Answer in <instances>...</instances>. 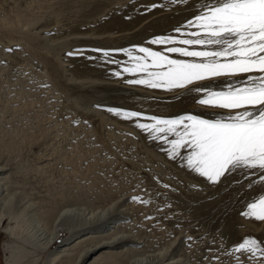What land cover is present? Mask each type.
I'll return each instance as SVG.
<instances>
[{
  "label": "rangeland",
  "instance_id": "obj_1",
  "mask_svg": "<svg viewBox=\"0 0 264 264\" xmlns=\"http://www.w3.org/2000/svg\"><path fill=\"white\" fill-rule=\"evenodd\" d=\"M21 1L20 8L35 11L36 17L39 15L42 19L38 16L36 24H33L35 20L32 21V26H29L27 21L22 20L24 26L21 21L15 23V21L10 20L6 10L4 12V9H0V21H2L0 22V34L12 35L11 30L17 29L22 33L24 32L23 34L27 33V36L28 33L32 34L35 38L34 41L36 40L33 47L31 43V48H29L31 51L26 49L24 45L21 47L19 42L11 41L7 44L0 42V57L5 51L8 53L7 50L14 48L15 50L18 49L23 60L19 61L23 65L22 68L19 67L20 69L15 65L11 69L8 66L4 68L1 65L2 61H0V87L2 88H0V136L8 137V133L15 131L22 136L19 139L16 136L10 142V148L15 149L13 154L15 157L12 161L17 165L15 169L21 166V173L30 178L35 173H29L30 169L38 168L39 163L37 162H48L46 169H44L46 171L41 173V177H39L40 174L36 173L37 176H33L38 182H43L45 179L47 192L53 195H57L59 192L61 194L68 193L72 197L74 195V199L83 202L87 199L88 203L95 201L93 194L99 196L100 199L109 196L110 193L113 194L111 196L121 194L130 195L133 197L132 199L138 198L140 202L136 201L135 204L140 205L133 206L137 209L133 211V218L130 217L126 221H120L118 218L116 221H119L120 224L131 222L129 225L133 227L139 237H142V240L144 239L142 248H140L141 251L148 252L161 248L171 241L174 242L173 246H175L179 243L178 238L183 235V242L177 247L176 252L179 255L182 254L181 261H185L186 264H259L261 259L259 252L255 257L251 256L250 253L236 252L234 255L230 254L234 246L242 243L245 238L254 239L264 248V221L255 220L253 225L242 223L246 218L242 213L246 212L247 204L255 200L261 192H264V185L258 182L259 174L252 175L244 171H236L228 174L217 184L210 185V182L200 184L201 182L193 179L192 176L188 177L191 172L185 167L183 168L186 164L183 156L173 159L165 153L170 149L168 145L171 144L173 136L161 134L159 139L152 143L150 141L153 139L148 141V138L143 134L141 135L137 129L126 130V128L119 127L112 123L109 117L112 112L117 114L136 112L141 113L138 118H147L146 120H153L151 119L153 117L170 120L189 114L203 119H219L227 114L226 111L201 105L198 101L201 98H206V96L195 89L206 87L209 91L226 90V84L239 85L244 77H218L194 81L192 85L186 88L174 90L173 94L169 92V95L162 96L161 94L160 96L159 92H152L146 88L143 90V87L132 85L127 82L126 78L122 77L118 79L77 77L68 70V68L70 69L69 64L65 63L63 59L67 51L72 53L77 48L80 51L84 49V51H108L116 54L129 51L130 48L132 50L143 47L150 51L153 50V52L158 51V53L169 58V53H166L168 47L207 50L200 46H187L178 42L182 38L191 39V33L194 31L202 34V30L194 25L192 27L186 25L198 14L199 10L203 9L206 0H191L187 6L178 12L171 8H166L161 12L157 11L147 20L145 18L146 21L141 20L140 23H137L138 26L136 24L135 28H131L130 31L128 29L123 31V34H108V37H103L99 33L96 35L95 31L92 30H89V33L87 31L81 34L80 32H73L72 28L76 20L86 24L95 17L88 13H92L93 8L79 11L80 13L78 12L79 14L76 15L72 8H67L61 12L56 7H48L49 9L46 8L45 12L44 9L37 12L38 1L40 2V0ZM149 1L152 0H113L111 3L104 0L101 4L104 2L110 4L104 9L105 4L100 5L102 9L100 6L96 8L98 9L97 16L107 18L109 16L106 17L105 14L108 15L110 11L112 13L109 15L113 12L123 11L124 8L146 6ZM166 1L168 0H162L164 4ZM87 15L89 16L87 17ZM163 17L171 18V24L168 23L169 21L162 23L160 20ZM85 18L92 19L86 20ZM142 21L143 23H141ZM1 24L5 26H1ZM177 28L181 32H176ZM172 36L176 38V41L170 40L171 42L168 41L167 44H153L157 40L165 41ZM117 37L118 39H116ZM60 47L61 49H59ZM51 49L61 51L55 52L59 59L55 56L56 58L53 60L47 61L39 57L43 52L46 53L47 50ZM36 51L37 56H34ZM6 52L5 54H7ZM171 55L174 58H183L179 53L176 55L172 53ZM184 59L193 62L200 61V58L184 57ZM55 65L59 71H56ZM34 69H36V73H39V80L33 77L32 71ZM39 86L45 87L40 88ZM5 88L6 90H3ZM5 91L7 92L4 94ZM180 92L181 94L188 92L189 98L178 100V96L181 95ZM3 95L4 97H2ZM168 97L170 100H176L175 103L177 104L180 101H186V99V103L194 102L181 107L179 105L174 107L173 101H171L172 103L167 102L170 105L168 111L164 109L150 110V114L148 113L149 109L144 110L138 106L139 98L140 101L147 99L169 101ZM127 101L131 105L126 103ZM23 120L28 124L26 125ZM167 127V125H162L164 129ZM159 147L169 149L166 151L162 149L165 152L160 151V154L156 151ZM182 151V149L179 150V152ZM167 159L170 161L168 162ZM151 186L157 189H153L157 193H152ZM172 188L173 190H171ZM149 194L152 196L150 197ZM168 197H171V200ZM109 199L103 200L104 206L109 204ZM183 199L185 200L182 201ZM66 235L67 232L60 231L56 241L49 247L50 251L54 250L57 243ZM12 241L13 239H5V236L0 232V264H3L5 253L3 246L8 242L12 243ZM44 252L41 253V258L45 257L46 252ZM237 256L239 261L235 258Z\"/></svg>",
  "mask_w": 264,
  "mask_h": 264
},
{
  "label": "bare ground",
  "instance_id": "obj_2",
  "mask_svg": "<svg viewBox=\"0 0 264 264\" xmlns=\"http://www.w3.org/2000/svg\"><path fill=\"white\" fill-rule=\"evenodd\" d=\"M20 1L21 0H0V7H1L0 9H4L3 10L4 12L6 10V13L8 14L10 20L15 21V23L16 22L19 23V21H21L22 24H24L23 21H27L29 26L36 24V18L39 15L36 17L35 14L37 13L35 11L32 12V10L31 11L25 10L24 7H23L24 9L20 8V4L22 2ZM103 1L104 0H40V2L38 1L39 8L37 12H39L40 10L42 11V9H44V12H45L46 8L48 7H56L57 10L61 12L65 11V9L67 8H72L76 15L79 11L82 12L83 10L86 11V10H91L93 8L92 13L91 12H88V13L92 14L95 17L93 19L87 18V19H92V20H89V23H86V24L82 23V21L78 22L77 20L76 21L74 20L76 23L74 27L72 28V30L75 33L80 32V34L84 32L86 33L87 31H88L87 33H89V30H92L93 32L95 31L96 35L99 33V35H103L104 37V36H107L108 34H111V35L115 33L123 34V31H127L128 29H129L128 31H130V29L133 27L135 28V25L137 23H140L141 20H145V18L147 20L148 17H150L157 11L161 12L165 10L166 8L168 9L171 8L172 10L175 9L178 12L181 8L187 6L188 5L187 3L191 0H183V2H180V0H168L165 2V4L164 2H162V0L161 1L152 0L151 2L149 1V4L146 6L133 8L130 5L132 8H127V9L124 8L123 11H117L118 10L117 9L116 10L117 12L115 13L113 12V14L109 15L110 13H112L110 11L108 15L105 14L106 17L107 16L109 17L107 18L103 17L104 19L101 17H98L99 15L97 16L98 9L96 8H98L100 5L103 6L105 2L111 3V1L113 2V0L111 1L105 0L104 4H101L103 3ZM108 4L106 3L105 4L106 6H103V9L107 7ZM88 16L89 15H87V17ZM39 17L42 19L41 16ZM170 19H168L167 17H163L160 21L162 23L164 21H169L168 23H170ZM34 20H35V23L32 24V21ZM7 23L6 24L4 23V24L7 25ZM141 23H143V21ZM5 25L1 24V26H5ZM11 32H12V35L0 34V42H3L5 44L10 43L11 41L17 42V43L19 42V44H21V47L24 45L26 49L31 48L30 47L31 43H32V47L33 45L36 44V40L34 41L35 39L34 36L32 34L30 35V33H28V36H27L26 35L27 33L23 34L24 32L22 33L20 30H17V29H12ZM185 32H186V29H185ZM24 35L26 36L24 37ZM173 37L174 36L170 38H173ZM175 37L177 36L175 35ZM175 37H174V40L176 39ZM30 39L31 41H29ZM116 39H118V37ZM182 39H186V38H182ZM157 41H161V40H157ZM157 41L154 42L153 44L155 43L158 44ZM169 42L171 41L169 40ZM67 44L69 43L67 42ZM59 49H61V47ZM58 50L57 49L55 51L52 49L47 50L46 53L43 52L42 55H39V57L47 61L53 60L54 58H56L55 56H57V58L59 57L58 55H55L57 54L55 52ZM29 51L31 50L29 49ZM73 51L74 52L72 53L68 51L66 53L64 52L65 54L64 53L63 54L65 55V57L63 59L65 63L69 64L68 67H70V69L68 68V70H70V72L73 75L77 77H81V78L91 77V78H103V79L104 78H107V79L117 78L118 79L122 77V78H126L127 82H129L130 80H134V79H150L148 73L157 72L160 70V68L157 65L153 64V60L157 59L156 57H153L151 55V53H153V50L151 51L149 50V52L147 53H141L139 51V48L132 49V50L130 48L129 51H126L124 53H116V54L113 52H108V51L107 52L94 51V50L84 51V49L83 51H80V49L78 48ZM2 52L4 51L2 50ZM5 52L2 53L3 56L0 57V61H2L1 65L4 68L8 66L11 69L13 68V65H15L17 68L23 66L21 63H19V61H21L22 58L20 57V52H18V49L15 50L14 48H12L11 51H8V53L6 52L7 54H5ZM59 52L61 51L59 50ZM166 53L168 52L166 51ZM171 54L172 53H169L170 58L167 56L169 59L187 60V59H184V57L180 59L174 58L172 57ZM176 54L177 53H175V55ZM161 55L165 56L164 54H161ZM34 56H37V51L36 53H34ZM195 62H200V61H195ZM164 63L166 64V61ZM17 68L15 69L18 70ZM55 68H56V71H59L58 70L59 68L57 66ZM125 69H130L131 71H125ZM32 72L34 73L33 77H36L35 79L38 78L39 80L40 76H39V73H36L37 72L36 69H34ZM132 85L143 87L144 88L143 90H145L146 88L148 90H152V92L157 91L159 92L158 94H160V96L161 94L162 96L169 95L170 93L173 94L174 90H176V89H169L167 87L152 88L148 84H132ZM3 90H6V88ZM6 92L7 91H5L4 94ZM2 97H4V95ZM178 97H179L178 100H180L181 98L185 99L188 97V92H184ZM139 99H138L139 105L138 104L137 105L141 108H144V110L149 109L148 113L151 112L150 110L153 111V110L164 109L168 111V108L170 107V105L167 102H171V101L174 102V103L171 102L172 104H174L173 105L174 107L176 105H179L180 107L184 105L187 106L194 102L192 101L191 103H186L187 101L186 99V101L183 100V102L180 101L177 104L175 103L176 100L175 101L170 100V98H169V101H164L162 99L163 102H161L162 100L152 101V100L147 99V100L140 101ZM33 101L34 100L32 99V102ZM126 103L130 104L129 101H127ZM135 103H138V102H135ZM12 111H15V110L12 109ZM109 117L112 123L117 124L119 127H122L124 129L126 128V130L127 129H137L139 132H141L140 133L141 135L143 134L146 138H148L147 139L148 141L153 139L150 141L152 143H155L154 141H157L161 135L157 131H151V128L149 130L142 131L138 127V123L139 124H149L150 126H155L156 121L154 120H146L147 118L146 119L138 118V117L136 118V117H132L126 114H121V113L117 114L113 112L109 115ZM25 124H26V121H25ZM160 127L162 128V125ZM149 132H151V134H149ZM19 134L20 133L15 131V132L8 133V137L4 135L0 136V232L5 236V239H8V240L13 239L12 243L8 242L3 246V250L5 252L4 258H3V264H84L85 262H87V264H186L184 263L185 261L183 262L181 261L182 260L181 258L183 257V256L181 257L182 254L179 255L176 252L177 247L180 246V243L183 242V235H181V237L178 238L179 243L175 246H173L174 242L171 241L169 243H166L161 248H156L154 250L148 249L150 251L145 252L144 250L141 251L140 249L142 248V243L144 239L142 240V237H139L137 232L133 230V227L130 226L131 222L130 223L126 222V223H129L130 224L129 225V224H124V223L120 224L119 221H116L118 218H120L119 219L120 221L121 220L126 221L130 217L134 216L133 211L135 208L133 206L140 205V204H135V202L138 201V198L132 199L133 197H131L130 195H121V194L119 196H117V194L116 196H111L113 194L110 193L109 196L104 197L103 199H100L99 196H95L93 194L95 201L88 203L87 199H85L87 202L86 201L83 202L78 199H74L73 198L74 195L72 197L70 196L71 194L68 195V193L61 194L59 192L57 195L56 194L53 195L52 193L50 194L47 192V188H46L47 184L44 183L45 179L43 180V182H38L34 179L35 178L34 176H37L35 175V173L40 174L39 177H41V173H43V171H46L44 169H46V166L48 163L47 161H46L47 163H45L44 161L37 162L39 163L37 165L38 168L30 169L29 173L35 172L34 174L30 176V178H28L26 174L21 173L22 171L20 170L21 166H18L19 169L18 167L15 169L17 165L16 163H12L15 157L13 156L15 149L10 148L11 147L10 142L16 136L18 139L21 138L22 136H20ZM148 145L150 146V144ZM168 147H170V149ZM168 147L167 148L169 149V151H166L168 150V149H165L166 147L165 148L159 147V149H157L156 151L157 153H160L162 149L163 150L165 149L166 152L165 151L164 152L167 153V156H169L170 153H172L173 149H172L171 144L168 145ZM179 150L180 148L175 149V151L177 152H179ZM44 160H47V159H44ZM169 161L170 160H168V162ZM184 167L186 168V170L191 172V173L189 172L191 175L187 173L188 177L192 176L193 179L197 180L198 182H201L200 184H202V182H208V181H203L205 178L199 176L197 173L188 169L186 167V164L185 166H183V168ZM208 183L207 185L209 184L211 185V183L209 184ZM145 184H148V183H145ZM151 187L152 188H150V190L151 189L153 190L154 186H151ZM154 190H157V189H154ZM154 190L152 191V193L156 192ZM171 190H173V188ZM146 192H149V191H146ZM87 193L89 194L90 192H87ZM150 194L149 196L151 197L152 195ZM105 198L109 199L108 200L109 204L104 206V203L102 202H104L103 200ZM170 198L168 197V199ZM176 199H179V198H176ZM184 200L185 199H183L182 201ZM138 202H140V200ZM157 202H160V201H157ZM102 204L103 206H100ZM105 204L107 203L105 202ZM247 211L248 209L246 210V212ZM182 212L184 213V211ZM135 217L137 218V216ZM255 220L256 219L254 217L251 219L246 217L243 220L244 222L242 223L243 224L245 223V225L246 223L248 225H251V224L253 225ZM3 223H6V224L4 225ZM60 231L67 232V235L64 239L60 240V242L57 243V246L55 247L54 250L50 251L49 247L56 241V239L58 238L57 235ZM44 251L46 252V255L44 258H41L42 257L41 253Z\"/></svg>",
  "mask_w": 264,
  "mask_h": 264
},
{
  "label": "snow or ice",
  "instance_id": "obj_3",
  "mask_svg": "<svg viewBox=\"0 0 264 264\" xmlns=\"http://www.w3.org/2000/svg\"><path fill=\"white\" fill-rule=\"evenodd\" d=\"M193 25L201 29L202 34L194 31L191 39H182L179 43L207 50L186 47L166 50L183 57L200 58V62L169 59L153 52L151 55L157 58L153 64L160 70L148 73L150 79H134L129 83L183 89L194 81L242 76L241 84L228 83L226 90L195 89L206 96L198 101L201 105L224 110L227 114L219 119H203L191 114L170 120L153 117L155 126L138 123V127L142 131L151 128V131L173 136L171 158L183 156L186 167L211 184L221 182L230 173L244 171L259 174L258 182L264 185V0H206L203 9L186 26ZM175 31L180 32V29ZM169 40L174 42V38L157 42ZM139 51L147 53L149 49L141 47ZM126 115L140 116L136 112ZM161 125L168 127L164 129ZM177 148L183 151H175ZM247 209L242 215L264 221V192L248 203ZM236 252L250 253L253 257L259 252V264H264V248L254 239L245 238L230 254ZM235 258L239 261L238 256Z\"/></svg>",
  "mask_w": 264,
  "mask_h": 264
}]
</instances>
